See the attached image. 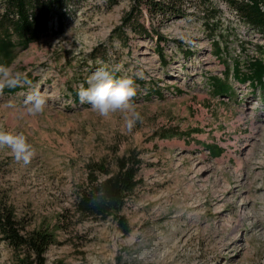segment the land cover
<instances>
[{"label":"rangeland","instance_id":"rangeland-1","mask_svg":"<svg viewBox=\"0 0 264 264\" xmlns=\"http://www.w3.org/2000/svg\"><path fill=\"white\" fill-rule=\"evenodd\" d=\"M7 8L0 0V17ZM66 9L62 25L52 14L26 39L0 27L13 43L0 66L30 81L0 95V130L23 133L35 149L28 165L0 149V207L27 232L53 233L47 264H264V87L233 73L264 62V30L227 0H184L175 16L136 11L130 0H67ZM99 68L134 79L140 120L131 131L123 115L101 118L76 99ZM36 90L47 103L32 117L24 100ZM132 150L144 164L123 211L129 233L78 215L89 165L114 172ZM17 259L0 236V264Z\"/></svg>","mask_w":264,"mask_h":264},{"label":"trees","instance_id":"trees-1","mask_svg":"<svg viewBox=\"0 0 264 264\" xmlns=\"http://www.w3.org/2000/svg\"><path fill=\"white\" fill-rule=\"evenodd\" d=\"M67 0H8V8L4 16L0 17V27L11 24L15 30L26 39L28 32L33 28H47L51 15L54 14L63 24ZM117 4L122 0H108ZM136 11L146 7L155 16L158 12L162 15L170 13L171 16L183 15L184 0H130ZM236 11L243 16L249 26H257L264 30V13L262 4L264 0H227ZM209 14L216 9L205 3ZM12 16V18H10ZM16 19V20H15ZM13 48L11 38L6 33L0 39V54L10 55ZM252 72L244 74L240 67L233 68L235 78L241 83L250 81L256 88L264 87V62L255 59L248 62ZM220 87L223 89L224 86ZM79 97L76 94V99ZM144 161L136 150L116 159L117 170L112 172L104 163L89 165L88 182L77 193L75 204L76 213L81 217H92L106 221L115 220L124 233H129L130 226L127 217L123 214L128 202L135 195L142 184L139 177ZM103 174L100 179L98 174ZM0 236L2 241L18 256L16 264H47L46 254L49 248L56 243L52 232L34 230L27 232L16 219L14 212L7 207H0Z\"/></svg>","mask_w":264,"mask_h":264},{"label":"clouds","instance_id":"clouds-1","mask_svg":"<svg viewBox=\"0 0 264 264\" xmlns=\"http://www.w3.org/2000/svg\"><path fill=\"white\" fill-rule=\"evenodd\" d=\"M24 84H30L26 73L13 72L9 67L0 66V95L5 88L14 89ZM88 85L87 88L81 85L78 90L80 102H87L104 119H110L117 113L123 115L125 125L131 131L140 120L132 103L137 91L134 79L116 78L113 71L99 68L88 78ZM46 103V97L36 90L25 98L23 111L35 117L45 111ZM5 148L10 150L16 163L22 162L24 165H28L35 154L34 147L23 133L0 130V149Z\"/></svg>","mask_w":264,"mask_h":264}]
</instances>
